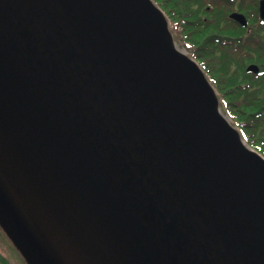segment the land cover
Returning a JSON list of instances; mask_svg holds the SVG:
<instances>
[{
	"label": "water",
	"instance_id": "obj_1",
	"mask_svg": "<svg viewBox=\"0 0 264 264\" xmlns=\"http://www.w3.org/2000/svg\"><path fill=\"white\" fill-rule=\"evenodd\" d=\"M0 225L27 264H264V157L153 0H0Z\"/></svg>",
	"mask_w": 264,
	"mask_h": 264
},
{
	"label": "flooded vegetation",
	"instance_id": "obj_2",
	"mask_svg": "<svg viewBox=\"0 0 264 264\" xmlns=\"http://www.w3.org/2000/svg\"><path fill=\"white\" fill-rule=\"evenodd\" d=\"M159 2L158 5L166 10L170 20L174 40L188 49L211 46L217 57H230L235 92L243 94L247 111L251 115L264 112V0ZM195 31L197 35L193 36ZM231 105L236 113L241 111L240 103L234 101ZM235 122L245 129V124L239 117ZM260 125L264 127V121ZM262 132L246 134L254 141H262ZM12 253L20 264H26L0 227V255L8 259V255L11 256Z\"/></svg>",
	"mask_w": 264,
	"mask_h": 264
},
{
	"label": "trees",
	"instance_id": "obj_3",
	"mask_svg": "<svg viewBox=\"0 0 264 264\" xmlns=\"http://www.w3.org/2000/svg\"><path fill=\"white\" fill-rule=\"evenodd\" d=\"M154 2L158 5L157 2H159V0H154ZM159 4L163 6V3L159 2ZM162 9L166 13V10L164 8ZM192 35L196 36L197 32L195 31ZM186 50L189 52L190 56L200 64L209 81L218 92L223 112L230 116L232 120H235L237 117L240 118L241 122L245 124V129L242 130V137L251 147L264 156V140L254 141L246 134V132L255 134L256 132L258 133L264 130V127L260 125V122L264 121V112L251 115L249 111H247V105L245 104L243 94L238 91L235 92L233 86L234 79L231 74L233 63L230 57H217L216 54H214V48L211 46L194 47L193 49L186 48ZM237 66H239V64H237ZM234 101L240 103L241 111H238V113L233 110L231 105ZM263 133L264 132L261 134L262 136L264 135ZM0 264L13 263L0 255Z\"/></svg>",
	"mask_w": 264,
	"mask_h": 264
},
{
	"label": "rangeland",
	"instance_id": "obj_4",
	"mask_svg": "<svg viewBox=\"0 0 264 264\" xmlns=\"http://www.w3.org/2000/svg\"><path fill=\"white\" fill-rule=\"evenodd\" d=\"M8 260L13 264H20L18 258L12 253L11 256L8 255Z\"/></svg>",
	"mask_w": 264,
	"mask_h": 264
}]
</instances>
